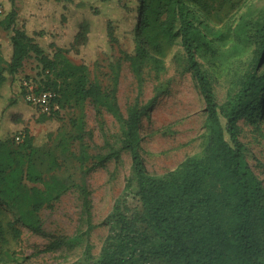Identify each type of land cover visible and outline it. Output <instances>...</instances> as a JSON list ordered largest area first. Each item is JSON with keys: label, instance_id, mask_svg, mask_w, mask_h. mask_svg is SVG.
<instances>
[{"label": "trees", "instance_id": "obj_1", "mask_svg": "<svg viewBox=\"0 0 264 264\" xmlns=\"http://www.w3.org/2000/svg\"><path fill=\"white\" fill-rule=\"evenodd\" d=\"M245 2L52 0L56 15L50 24L60 30L55 35L37 25L34 13H18L15 0H5L6 4L1 0L0 30L8 33V50L0 40V264H23L14 257L21 236L15 221L39 231L38 212L72 189L81 194L87 219L84 250L72 264H264V190L251 166L254 156L241 139L239 124L241 120L250 124L264 120V9L256 17L241 15L232 26L230 17ZM106 3H115L125 15L123 22L106 21L105 28L99 29L109 47L103 52L111 71L109 88L102 86L86 60L75 63L69 57L97 40L95 21L100 6ZM70 11L82 15L87 11L90 19L82 17L74 24L72 35L63 36L72 27ZM202 16L217 24L228 21V26L214 29ZM230 42L231 49L252 47L251 56L248 69L219 103L212 74L202 69L198 56L217 63L224 53L222 45ZM118 43L138 81L137 96L125 118L116 95L121 59L112 55L113 45ZM177 43L203 97L207 137L199 154L186 157L174 169L151 173L141 155L138 129L164 90L154 87L153 96L142 104L141 86L146 69H161ZM32 54L41 67L42 78L39 84L34 82L37 91L51 92L58 106L49 115H37L44 125L58 122L38 139L25 125L27 110L16 111L23 101L30 105L19 73ZM87 100L105 108L122 124L119 146H110L105 154H89L84 142L88 132L83 104ZM14 107L7 118L5 114ZM74 108L77 114L63 121L60 111ZM5 119L11 125L5 127ZM15 129L25 132L19 143L12 137ZM124 150L131 157L129 175L122 195L103 222L110 234L94 256L88 236L97 226L90 219L86 178L93 167L119 160ZM90 160L96 163L88 167ZM5 205L15 220L2 210Z\"/></svg>", "mask_w": 264, "mask_h": 264}, {"label": "rangeland", "instance_id": "obj_2", "mask_svg": "<svg viewBox=\"0 0 264 264\" xmlns=\"http://www.w3.org/2000/svg\"><path fill=\"white\" fill-rule=\"evenodd\" d=\"M125 1L123 0V2ZM2 2L5 3V0ZM24 4L28 10L26 8L24 10ZM52 4V0H15L18 13H22V10L24 14L32 15L34 13L37 25L56 35L60 30H54L55 26L50 24L52 15H56V12L52 11ZM263 9L264 0H246L241 8L230 17L229 23H232V26L236 25L243 14L246 18L256 17ZM99 12L94 32L97 40L94 38L92 44L82 49L81 53H72L69 57L75 63L86 60L89 63L90 71L96 74L102 86L109 88L112 84L109 59L108 55L103 53L108 51L109 47L107 39L105 42L100 34L102 29L100 31L99 29L105 28L106 21L123 22L125 15L115 3L102 4ZM82 17L90 19L87 11H84V15L70 11L68 22L72 27L70 30L64 29L66 33L63 36H71L72 29L75 28L74 24L79 22ZM202 19L217 30H226L228 26V21L217 24L213 20L207 21L203 16ZM118 36L121 34L118 33ZM7 39L8 33L1 29L0 40L6 50H8ZM230 46L231 42L222 45L224 53L214 64L198 56L202 69L212 74L213 90L219 103L225 100L227 90L249 67L252 47L238 46L231 49ZM121 48V43L114 44L112 55L116 60L121 59L116 95L120 112L125 118L137 96L138 81L129 63L123 59L120 53ZM93 52L95 55L91 56L90 53ZM96 58L97 60L93 62ZM40 72L41 67L32 54L20 69V81L32 80L39 84L42 78ZM156 86H159L164 92L162 91L148 114L142 117L138 131L141 137V155L147 169L151 173H163L179 166L186 157L199 154L203 150L207 137L203 97L192 74L186 68L183 51L178 43L172 48L161 69L157 70L152 66L146 69L141 86L140 101L142 104L153 96V89ZM83 105L88 132L84 142L89 146V154H105L110 146H119L122 135L121 122L105 108L95 106L90 100H87ZM27 106L31 105H27L23 101L17 108L9 110L5 116L10 119V112L15 108L18 109L16 111L27 110L25 113L28 120L25 125L34 139H38L47 129L55 128L58 124L55 120H51L49 124L45 125L39 123L37 115L40 116L41 112L33 106H31L32 108ZM60 112L63 115V121L67 122L69 118L77 114V109H64ZM2 123L6 124L5 127L11 125L6 119ZM239 124L241 139L254 156L251 159V166L261 179L264 190V120L262 119L256 124L241 120ZM24 133L22 129L16 130L12 132V137L17 134L24 136ZM95 163L96 160H90L87 166L91 167ZM130 164V154L124 150L121 152L119 160L111 159L103 165L93 167L87 175L90 219L92 225L97 226L88 236L94 256L100 252L105 239L110 234L109 227L103 222L115 201L123 193ZM28 185L32 186V184ZM37 186L40 187L39 184ZM1 208L11 220H15V214L8 206L5 205ZM38 218L40 221L39 231H34L21 221H15L16 227L21 230V236L14 249L15 261L23 264H72L77 261L82 255L87 240L84 234L87 229V219L79 191L72 189L58 200L45 205L38 212ZM75 236H78V241L70 242Z\"/></svg>", "mask_w": 264, "mask_h": 264}, {"label": "built area", "instance_id": "obj_3", "mask_svg": "<svg viewBox=\"0 0 264 264\" xmlns=\"http://www.w3.org/2000/svg\"><path fill=\"white\" fill-rule=\"evenodd\" d=\"M2 8L0 6V13ZM22 86L25 90V100L42 114L49 115L52 111L58 109V106L53 102V94L49 91H37V86L32 80H23ZM22 134L14 136L16 143L23 140Z\"/></svg>", "mask_w": 264, "mask_h": 264}]
</instances>
